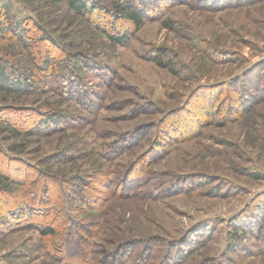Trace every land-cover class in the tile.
<instances>
[{
    "label": "rangeland",
    "instance_id": "rangeland-1",
    "mask_svg": "<svg viewBox=\"0 0 264 264\" xmlns=\"http://www.w3.org/2000/svg\"><path fill=\"white\" fill-rule=\"evenodd\" d=\"M89 3L0 0V264H264V0Z\"/></svg>",
    "mask_w": 264,
    "mask_h": 264
},
{
    "label": "trees",
    "instance_id": "trees-1",
    "mask_svg": "<svg viewBox=\"0 0 264 264\" xmlns=\"http://www.w3.org/2000/svg\"><path fill=\"white\" fill-rule=\"evenodd\" d=\"M46 2H50V3H58V1L60 0H45ZM90 0H67V5L70 11L75 12L79 15H88L89 14V10L93 9L92 5H90ZM115 11H117L118 15L120 14L121 17H123L125 20H127L128 22H130L133 25H140L142 19H141V15L138 11L133 10L132 7H127L124 5H121L120 3H118L117 7L115 8ZM4 31L3 25L2 23H0V33H2ZM109 39H111L113 42L117 43V44H124L126 42H128V35H119L117 36L116 34H112V33H107L106 34ZM21 72V71H20ZM19 72V70H17L16 68L13 70L12 68L9 70L7 65L5 63H3L0 60V89L10 93V94H14L15 93H25V92H30V90H32L34 88V84L31 81V77L27 78L26 75H21ZM19 114H24V117L29 118V114L28 112H25V110L20 111ZM46 115V114H45ZM12 119L10 118H3V116L0 115V124L1 125H6L8 127L11 126V121ZM34 123H32L30 125L31 129L30 132L32 131V128L34 127ZM21 127H16L12 132L16 135L20 132ZM32 168V167H31ZM16 183L17 185L19 184L20 186L25 185L24 180H17V181H13L12 177H10L9 174L0 172V192L5 189L8 188V190H10V184ZM10 192V191H9ZM11 193V192H10ZM33 197H35V194L32 195ZM31 196V197H32ZM42 200V199H41ZM26 201H28L26 199ZM41 202V206L46 205V201L42 200ZM53 203H57V202H53ZM58 204V203H57ZM23 208V207H22ZM21 208V214L18 213H13L12 211H10L9 214L14 215L15 219H18L20 217H22V215L25 213ZM88 228V227H87ZM84 228L82 229L83 231H85V236H83V238L88 241V235L87 233H91V230L88 228ZM41 233L47 236H54L55 234V229L53 228V226L48 225V227H40ZM75 236H79V233H73ZM82 234V233H80ZM123 253L120 254H115V258L118 262L120 261H124V256H122ZM121 263V262H120ZM117 264V262H116Z\"/></svg>",
    "mask_w": 264,
    "mask_h": 264
}]
</instances>
